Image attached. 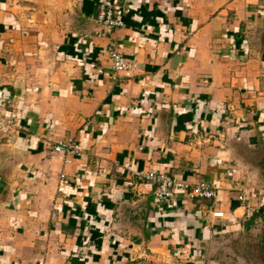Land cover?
I'll list each match as a JSON object with an SVG mask.
<instances>
[{"label": "crops", "instance_id": "obj_1", "mask_svg": "<svg viewBox=\"0 0 264 264\" xmlns=\"http://www.w3.org/2000/svg\"><path fill=\"white\" fill-rule=\"evenodd\" d=\"M0 264H264V0H0Z\"/></svg>", "mask_w": 264, "mask_h": 264}, {"label": "built area", "instance_id": "obj_2", "mask_svg": "<svg viewBox=\"0 0 264 264\" xmlns=\"http://www.w3.org/2000/svg\"><path fill=\"white\" fill-rule=\"evenodd\" d=\"M99 21L103 23L109 30L122 27L124 25L123 20L119 17L111 4H105L101 6ZM109 54L114 64V69L117 72H128L131 69V64L120 53L115 50V44H111L109 47ZM55 153L63 154L65 157L69 155H75L77 148L75 141L70 139L65 142L59 143L53 147ZM65 162L69 163V160L65 158ZM140 179L150 182L155 185L154 195L158 201L169 203L177 195L179 191L189 195L191 198L210 199L216 198V189L211 184L201 181L196 184L185 183L179 181L167 173L164 172H137L136 174ZM240 201H244L245 198L240 197ZM213 215L217 218H222L223 213L214 212Z\"/></svg>", "mask_w": 264, "mask_h": 264}]
</instances>
